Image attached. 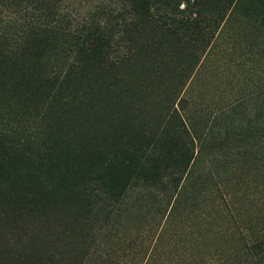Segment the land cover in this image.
I'll return each mask as SVG.
<instances>
[{"label": "rangeland", "instance_id": "374dc122", "mask_svg": "<svg viewBox=\"0 0 264 264\" xmlns=\"http://www.w3.org/2000/svg\"><path fill=\"white\" fill-rule=\"evenodd\" d=\"M107 1L66 0L61 13L97 23L94 6ZM196 6L151 0L154 23L196 13L212 22L196 37H138L142 51L101 89L114 92L71 101L56 124L94 147L120 133L164 135L172 159L194 152L193 176L178 185L170 168L162 184L135 181L112 204L74 195L42 213L0 204V264H264V0H236L219 16Z\"/></svg>", "mask_w": 264, "mask_h": 264}, {"label": "trees", "instance_id": "16d2710c", "mask_svg": "<svg viewBox=\"0 0 264 264\" xmlns=\"http://www.w3.org/2000/svg\"><path fill=\"white\" fill-rule=\"evenodd\" d=\"M7 1L11 9L0 11V204L25 213H42L69 197L72 204L73 195L112 204L135 181L162 184L170 168L178 174L170 182L178 185L184 174L193 176L194 152L187 147L172 159L174 142L164 135L120 133L94 147L56 124L71 101L100 103L114 92L101 89L115 88L116 73L142 51L132 47L138 37H196L212 20L196 13L160 25L152 21L151 0H112L95 5L102 20L89 23L62 14L66 0ZM193 1L198 9L204 1L215 5L219 16L236 0Z\"/></svg>", "mask_w": 264, "mask_h": 264}]
</instances>
